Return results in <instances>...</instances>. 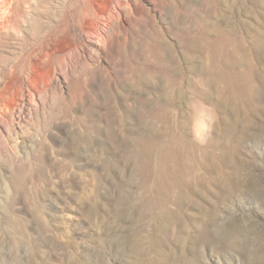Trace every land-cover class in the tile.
Wrapping results in <instances>:
<instances>
[{
    "label": "rangeland",
    "instance_id": "rangeland-1",
    "mask_svg": "<svg viewBox=\"0 0 264 264\" xmlns=\"http://www.w3.org/2000/svg\"><path fill=\"white\" fill-rule=\"evenodd\" d=\"M14 1L0 264H264V0Z\"/></svg>",
    "mask_w": 264,
    "mask_h": 264
},
{
    "label": "bare ground",
    "instance_id": "bare-ground-1",
    "mask_svg": "<svg viewBox=\"0 0 264 264\" xmlns=\"http://www.w3.org/2000/svg\"><path fill=\"white\" fill-rule=\"evenodd\" d=\"M16 1V0H15ZM14 1V2H15ZM17 4V3H16ZM22 4V3H21ZM103 4V3H102ZM107 4V3H106ZM20 5V4H19ZM102 6V5H101ZM16 7V6H15ZM17 8V7H16ZM110 9V8H109ZM93 10H95V9H93ZM14 3H13V0H0V35L2 34V33H7V32H9L10 30L12 31V29H13V27H14V25H13V23H12V14L14 13ZM19 17V16H18ZM105 17V16H104ZM16 19V18H15ZM96 24V23H95ZM106 25V24H105ZM101 28V27H100ZM97 29V28H96ZM103 29V28H102ZM104 29H105V27H104ZM100 30V29H99ZM106 30V29H105ZM10 31V32H11ZM13 31H15V29H13ZM97 31V30H96ZM102 31V30H101ZM98 35H99V37H97V38H99L100 39V37H101V35H102V33L101 32H98L97 33ZM1 36H3V35H1ZM102 40V39H101ZM99 41V40H98ZM43 53V52H42ZM51 53V52H50ZM45 56V55H44ZM40 57V56H39ZM43 58V57H42ZM224 59V58H223ZM43 60V59H42ZM213 60V59H212ZM34 61V60H33ZM34 63V62H33ZM36 63V62H35ZM28 64V63H27ZM26 64V65H27ZM31 67V66H30ZM29 67V68H30ZM36 67V66H35ZM34 68V67H33ZM11 69V68H10ZM32 69V68H31ZM34 70V69H33ZM41 71V70H40ZM39 71V74L41 73ZM12 72V71H11ZM10 72V73H11ZM29 71H27V73H28ZM31 72V71H30ZM211 72V71H210ZM7 73V72H6ZM32 73V72H31ZM31 73H29V75L27 76V81L29 82V83H32V75L33 74H31ZM152 73V72H151ZM207 75V74H206ZM218 75V74H217ZM224 75H226L225 73H224ZM17 77H19L18 75H17ZM12 78V77H11ZM168 79V78H167ZM207 79V78H206ZM222 79H223V77H222ZM228 80H229V78H227ZM13 80V79H12ZM11 80V81H12ZM224 80V79H223ZM21 79L20 78H15L12 82H11V85H12V88L11 89H13V88H15V90H17L16 88H19L20 87V84H21ZM213 81V80H212ZM227 81V80H226ZM230 81V80H229ZM10 82V81H9ZM228 82V81H227ZM232 83V82H231ZM242 83H244V82H242ZM251 83V82H250ZM4 84V83H3ZM7 84H8V82H7ZM205 84V83H204ZM214 84V83H213ZM2 85V84H1ZM10 86V85H9ZM245 87V86H244ZM5 88V87H4ZM4 88H3V90H4ZM8 88V87H7ZM27 90V89H26ZM4 91H2V89L0 90V96L2 97V93H3ZM17 92V91H16ZM5 93V92H4ZM12 93V92H11ZM4 95V94H3ZM28 95H30V94H28ZM5 96H7V95H5ZM9 96V95H8ZM0 97V98H1ZM28 97V96H27ZM30 98V97H29ZM7 99V98H6ZM174 100V99H173ZM4 101V100H3ZM2 102V101H1ZM180 102V101H179ZM161 103V102H160ZM151 105V104H150ZM196 105V104H195ZM156 110V109H155ZM154 118V117H153ZM156 122V121H155ZM184 132V131H183ZM135 139V138H134ZM137 141V140H136ZM140 142V141H139ZM146 142V141H145ZM200 143V142H199ZM189 145H191V144H189ZM221 145V144H220ZM167 149V148H166ZM166 151V150H165ZM169 151V150H168ZM171 152V151H170ZM164 153V152H163ZM162 153V154H163ZM169 154V153H168ZM169 157V156H168ZM164 158L165 157H163V165L161 166V168H160V175L159 176H161V177H165V175L166 176H170L171 178H173L174 179V181H172V184H174V186L175 185H177V184H179L180 182H181V179H182V177H183V174H185V173H187V171H188V169L186 168V167H182V165H179V164H177V165H174L175 163H171L170 161V163H168V162H166V161H164ZM175 162V161H174ZM143 174V173H142ZM147 177V176H146ZM145 181V180H144ZM152 181V180H151ZM145 191V190H144ZM163 198V197H162ZM149 199V198H148ZM166 200V199H165Z\"/></svg>",
    "mask_w": 264,
    "mask_h": 264
}]
</instances>
